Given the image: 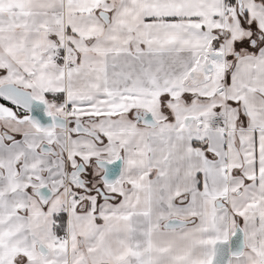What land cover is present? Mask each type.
Segmentation results:
<instances>
[{
	"label": "snow or ice",
	"instance_id": "snow-or-ice-1",
	"mask_svg": "<svg viewBox=\"0 0 264 264\" xmlns=\"http://www.w3.org/2000/svg\"><path fill=\"white\" fill-rule=\"evenodd\" d=\"M0 264H264V0H0Z\"/></svg>",
	"mask_w": 264,
	"mask_h": 264
}]
</instances>
